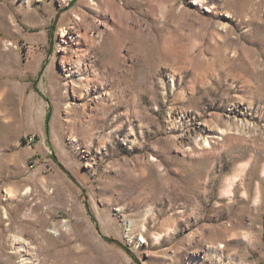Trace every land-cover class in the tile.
<instances>
[{
  "label": "rangeland",
  "instance_id": "obj_1",
  "mask_svg": "<svg viewBox=\"0 0 264 264\" xmlns=\"http://www.w3.org/2000/svg\"><path fill=\"white\" fill-rule=\"evenodd\" d=\"M0 264H264V0H0Z\"/></svg>",
  "mask_w": 264,
  "mask_h": 264
},
{
  "label": "bare ground",
  "instance_id": "obj_2",
  "mask_svg": "<svg viewBox=\"0 0 264 264\" xmlns=\"http://www.w3.org/2000/svg\"><path fill=\"white\" fill-rule=\"evenodd\" d=\"M63 35V34H62ZM22 247V249L20 250L21 252H25L28 253L29 252V248H26L24 246H20V248Z\"/></svg>",
  "mask_w": 264,
  "mask_h": 264
},
{
  "label": "water",
  "instance_id": "obj_3",
  "mask_svg": "<svg viewBox=\"0 0 264 264\" xmlns=\"http://www.w3.org/2000/svg\"><path fill=\"white\" fill-rule=\"evenodd\" d=\"M47 120H48V118H47ZM112 242H114L116 244H119V242H117L116 240H112Z\"/></svg>",
  "mask_w": 264,
  "mask_h": 264
},
{
  "label": "built area",
  "instance_id": "obj_4",
  "mask_svg": "<svg viewBox=\"0 0 264 264\" xmlns=\"http://www.w3.org/2000/svg\"><path fill=\"white\" fill-rule=\"evenodd\" d=\"M19 1H24V0H19Z\"/></svg>",
  "mask_w": 264,
  "mask_h": 264
}]
</instances>
